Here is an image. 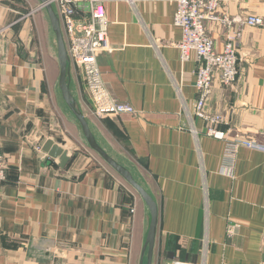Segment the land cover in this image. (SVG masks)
Here are the masks:
<instances>
[{
	"label": "crops",
	"instance_id": "crops-1",
	"mask_svg": "<svg viewBox=\"0 0 264 264\" xmlns=\"http://www.w3.org/2000/svg\"><path fill=\"white\" fill-rule=\"evenodd\" d=\"M12 1L0 0V27L8 26L0 40V142L10 167L0 186V264H140L149 211L88 147L63 102L46 11L24 23L39 1L17 17L6 5ZM102 2L110 46L98 57L102 80L135 114L96 118L84 80L70 72L69 87L98 145L157 204L151 264H264V153L241 148L232 172H223L224 143L206 136L194 116L198 66L193 53L180 61L175 3ZM77 6V18H86L88 0ZM219 11L264 21V0H221ZM208 30L220 51L227 31L213 23ZM232 30L240 31L238 77L232 87L216 82L207 106L226 119L222 130L260 139L264 25ZM47 139L64 144L65 168L42 153ZM230 223L240 227L234 236Z\"/></svg>",
	"mask_w": 264,
	"mask_h": 264
},
{
	"label": "built area",
	"instance_id": "built-area-1",
	"mask_svg": "<svg viewBox=\"0 0 264 264\" xmlns=\"http://www.w3.org/2000/svg\"><path fill=\"white\" fill-rule=\"evenodd\" d=\"M78 0H50L59 20L63 39L68 54V67L72 73H80L87 88L91 113L98 118L119 115H134L135 110L127 104L118 103L106 90L98 65V57L110 50L107 37L108 21L102 0H88V15L77 18ZM176 5L173 24L181 29L182 39L177 46L180 60L186 62L193 53L199 67L195 87L197 97L194 103V116L206 124L208 137L225 143L222 155L223 171H231L238 150L242 147L264 153L262 144L252 140H230L227 133L217 129L223 122L220 116H211L205 111V102L210 94L212 80L219 76L223 84L235 81L236 54L233 47V36L228 35L220 53L214 49L213 41L206 35L205 23L217 22L230 28L237 21L227 15L220 16L218 10L221 0H171ZM243 24L255 27L262 25L258 16H249ZM221 131V132H220ZM235 156V157H234ZM234 166V165H233ZM5 162L0 151V184L4 179ZM232 223L227 226V235L234 234L236 228ZM208 237L201 241V255L205 256L208 249ZM173 264H188L174 261Z\"/></svg>",
	"mask_w": 264,
	"mask_h": 264
},
{
	"label": "water",
	"instance_id": "water-1",
	"mask_svg": "<svg viewBox=\"0 0 264 264\" xmlns=\"http://www.w3.org/2000/svg\"><path fill=\"white\" fill-rule=\"evenodd\" d=\"M39 5L35 10L44 9L47 13L51 30L56 39L57 45V58L60 68V75L58 86L60 89L61 97L69 111L72 113L78 122L82 135L88 147L94 151L113 171H115L126 183H128L138 193L144 204L146 205L149 214V225L147 230L146 239L142 248V255L140 264H151L153 249L155 245L156 232L158 226V207L155 200L146 192V190L133 178L128 169L116 162L110 157L97 143L94 135L92 134L85 116L80 111L69 87V67H68V54L61 32L58 17L55 9L50 3V0H38ZM63 143L58 145L53 140L47 139L41 147L42 153L47 157L57 160L60 168H65L68 163L69 156L67 151L63 148Z\"/></svg>",
	"mask_w": 264,
	"mask_h": 264
},
{
	"label": "rangeland",
	"instance_id": "rangeland-1",
	"mask_svg": "<svg viewBox=\"0 0 264 264\" xmlns=\"http://www.w3.org/2000/svg\"><path fill=\"white\" fill-rule=\"evenodd\" d=\"M7 5V7H10L11 8V11L13 12V16H20V15H26L28 12H30L35 6H36V3L33 1V0H13L12 1V3L11 4H6ZM52 5V4H51ZM53 6V5H52ZM54 8V7H53ZM219 10H220V7H219ZM218 10V14L220 15V16H222V15H227L230 19H234V20H236L237 22L232 26V27H230V28H227V27H225V26H223V25H221L220 23H217V22H210V21H208V22H206L205 23V28H206V35L209 37V38H211V40L213 41V45H214V49H215V51L216 52H218V53H220L221 51H222V49H223V46H224V43L226 42V39H227V36L228 35H232L233 36V47H234V50H235V54H236V70H237V74H236V77H235V81L233 82V83H231V84H223L222 82H221V80H220V78H219V76H216L213 80H212V83H211V88H210V94L208 95V97H207V100H206V102H205V111H206V113L207 114H209V115H211V116H220L222 119H223V122L221 123V124H219V126H217V129H219V130H221L222 132H224V133H227L228 134V136H229V138H230V140H233V139H240V140H242V141H246V142H249V141H252V140H254V141H256V142H258V143H260V144H262L263 142H264V133H261L260 134V139H256V138H251V137H248V136H246V135H243V134H239V133H234L233 131H228V130H222L221 128H220V126L222 125V124H224L225 122H226V119L224 118V116L223 115H221V114H215V113H211L210 111H209V109H208V106H207V103H208V100H209V98L211 97V95H212V92H213V88H214V84L216 83V82H218L222 87H232L234 84H235V82H236V80H237V77H238V73H239V71H238V64H239V56H238V49H237V44H238V42H237V39L239 38V36H240V31H238V33L237 32H235L234 33V31L232 30L231 31V29H233L234 27H238V29L240 30L241 29V27H249V28H257V27H262L263 25H264V21H263V19H262V17H260V16H258V17H260L261 19H262V25H260V26H255V27H250V26H247V25H245V24H243L242 23V21L243 20H245V18H247V17H249V16H255V15H248V16H246L245 18H243V19H236V18H233V17H230L227 13H220V11ZM42 11H44L43 10V8L42 9H39V10H36V11H34L32 14H30V16L29 17H27V18H25L24 20L23 19H21L20 21L21 22H24L25 23V21H28V20H33V21H35L36 19H38L39 20V18H40V13H42ZM23 20V21H22ZM23 23V24H24ZM216 24V25H218V26H220L221 28H224L225 29V31H227L226 32V36H225V41L223 42V45H222V49L219 51L218 49H216V47H215V42H214V40H213V38H212V36L210 35V33H209V30H208V27H209V24ZM8 29V26H2V27H0V40H3L4 38H2L3 36H4V33H5V31ZM26 29H30L28 26H27V28ZM62 32V31H61ZM194 56H195V54H194ZM190 59V58H189ZM69 60V59H68ZM195 60H196V62H197V59H196V56H195ZM181 61V60H180ZM182 62V61H181ZM187 62V61H186ZM183 63H185V62H183ZM197 66L199 67V63L197 62ZM197 70H198V68H197ZM71 74V73H70ZM76 74V77L78 78L79 76L83 79V77H82V75L80 74V73H75ZM196 79H197V73H196V78H195V83H196ZM194 87H195V85H194ZM195 89H196V87H195ZM86 90H87V88H86ZM106 90L109 92V90L106 88ZM196 92H197V90H196ZM109 94H110V92H109ZM111 95V94H110ZM112 96V95H111ZM89 110H92V108H91V104H90V106H89ZM90 113H91V111H90ZM51 114V116L53 117V115H55V113H50ZM91 115H93L92 113H91ZM94 117H96L95 115H93ZM57 118H59V117H57ZM96 118H98V117H96ZM201 120V119H200ZM202 121V120H201ZM203 122V121H202ZM204 123V122H203ZM204 127H205V131H204V133H205V135L206 136H208V134H207V131H206V124L204 123ZM220 131V132H221ZM193 133H196L195 131H193ZM211 138V137H210ZM213 139V138H212ZM214 140H216V139H214ZM218 141H220V140H218ZM223 142V141H222ZM1 143V142H0ZM224 143V142H223ZM59 145V144H58ZM224 147H225V143H224ZM242 148H245V147H242ZM241 149V148H240ZM239 149V150H240ZM248 149V148H247ZM3 150V147H2V143L0 144V151H1V153H2V156H3V158H4V162H5V174H4V179H3V181L1 182V184H0V186L2 185V183L5 181V179H6V177H7V173L9 172V170H10V167H9V155L6 153V152H4V151H2ZM36 150L37 151H40V146L39 145H37V147H36ZM238 150V151H239ZM94 152V151H93ZM223 152H224V149H223ZM94 154L98 157V158H100L95 152H94ZM237 155H238V153H237ZM235 157V156H234ZM101 159V158H100ZM236 159H237V157H236ZM236 159H235V161H236ZM235 163H233V165H234ZM232 165V167H234ZM232 170L233 169H231V171H223L224 173H227V172H229V174L232 172ZM232 177V176H231ZM233 225H235V226H232V227H234V228H236V231H235V233L233 234L232 233V235L231 236H234V235H236L237 233H238V231H239V229H240V227H239V225L238 224H233ZM201 241H202V239H201ZM174 261H176V260H174ZM174 261H172V264H173V262ZM178 261H180V260H178ZM182 262V261H181ZM184 263H188V262H184ZM188 264H192V263H188Z\"/></svg>",
	"mask_w": 264,
	"mask_h": 264
}]
</instances>
